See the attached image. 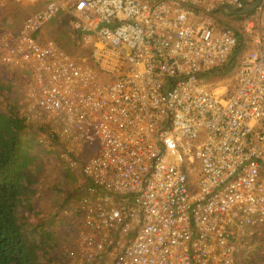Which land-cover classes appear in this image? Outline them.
<instances>
[{"label": "built area", "instance_id": "1", "mask_svg": "<svg viewBox=\"0 0 264 264\" xmlns=\"http://www.w3.org/2000/svg\"><path fill=\"white\" fill-rule=\"evenodd\" d=\"M25 1L1 57L47 127L96 149L67 212L83 262L264 264V3L223 27L207 11L255 0ZM58 16L79 54L47 37Z\"/></svg>", "mask_w": 264, "mask_h": 264}, {"label": "rangeland", "instance_id": "2", "mask_svg": "<svg viewBox=\"0 0 264 264\" xmlns=\"http://www.w3.org/2000/svg\"><path fill=\"white\" fill-rule=\"evenodd\" d=\"M27 5L24 0H0L1 103L8 113L10 110L13 113L22 111L28 113V138L37 139V143L33 142L34 150L37 149V144H41L38 147L39 158L35 167V169L39 168L40 175L36 187L33 188L29 197L24 199V207L20 214L24 225L21 226V229L31 244L41 247L42 251L46 249L49 255L54 253L56 257L58 256L59 261L56 264H87L83 262L75 246V240L71 237V233L69 234L73 230V223L67 213H73V210H70L73 207L69 199L70 193L75 195V192L78 191L77 186L88 182L87 175L81 168L84 161L79 157L81 147L57 136L46 126V121L43 117L40 118L32 101L26 82H23L20 77L22 72L16 71V66L5 64L6 61L1 57L4 43L19 33L27 19L28 14L25 10ZM206 16L215 17L223 27H228V25L240 27L244 23V19L230 14L226 9L216 10L211 15L206 13ZM48 33V37H54L59 43L66 41L63 48L68 53L79 54L78 41L82 39V34L68 38L59 35L56 29L49 30ZM235 73L233 71L232 74L223 77L215 74L211 77L213 81H208V83L215 88L220 87L222 93H229L236 85ZM17 77L20 79H16ZM7 112L0 110V115L5 116ZM52 133L56 135L58 139L56 142L60 145L49 139ZM93 153L94 151H92V155ZM250 240L252 242L253 236H250ZM248 250L250 251V249ZM251 252H258L255 254L258 263L264 260L261 256L264 248L256 247Z\"/></svg>", "mask_w": 264, "mask_h": 264}, {"label": "trees", "instance_id": "3", "mask_svg": "<svg viewBox=\"0 0 264 264\" xmlns=\"http://www.w3.org/2000/svg\"><path fill=\"white\" fill-rule=\"evenodd\" d=\"M248 15L235 16L245 19ZM65 36L68 37L67 34ZM59 45L65 47L66 44L61 41ZM235 60L217 70L216 74L221 77L232 74L236 67ZM5 64L8 65L7 62ZM20 77L23 82L27 80L26 75L20 74ZM1 79L0 76V81ZM1 101L0 94V110L7 112ZM27 119L28 113L25 111L13 113L10 110L5 116L0 115V264H56L59 261L58 256L54 253L49 255L46 249L43 252L41 247L31 244L21 229L24 225L20 215L24 199L36 187L40 175L39 168L35 167L39 158L38 147L41 144H37L38 147L34 150L33 142L37 143V139L28 138ZM49 139L55 142L58 140L55 134H51ZM92 151L96 152L90 143L81 146L79 157L84 163L91 159ZM70 233L73 237L72 231Z\"/></svg>", "mask_w": 264, "mask_h": 264}, {"label": "crops", "instance_id": "4", "mask_svg": "<svg viewBox=\"0 0 264 264\" xmlns=\"http://www.w3.org/2000/svg\"><path fill=\"white\" fill-rule=\"evenodd\" d=\"M20 1H22V0H20ZM25 1V0H24ZM27 3V2H26ZM28 4V3H27ZM39 7H41V6H32V5H27V7L25 8V10L27 11V14L29 15V13H31L33 10H35V9H38ZM21 8H22V5H21ZM61 20H62V18L60 17V16H58V17H56L55 18V20H53L51 23H50V25H49V29L46 31V35H47V37H48V31L49 30H54V29H56V31H57V33L59 34V35H61V36H64V37H66L65 36V34H67L68 35V38H74L75 37V33L74 32H72V31H70V30H68V29H66V28H64L63 26H62V24H61ZM49 38H53V39H55L54 37H49ZM56 40V39H55ZM57 41V40H56ZM58 42V41H57ZM59 43V42H58ZM64 43L66 44V41H64ZM64 49V48H63ZM212 80V79H211ZM210 80V81H211ZM234 89V88H233Z\"/></svg>", "mask_w": 264, "mask_h": 264}, {"label": "water", "instance_id": "5", "mask_svg": "<svg viewBox=\"0 0 264 264\" xmlns=\"http://www.w3.org/2000/svg\"><path fill=\"white\" fill-rule=\"evenodd\" d=\"M261 3H264V0H255L254 2L246 5L241 10H235V9H233L229 5L221 6V7L217 8V10H219V9H226L230 13L235 14V15H245V14H249V13L253 12ZM207 13L208 14H212L213 12L207 11Z\"/></svg>", "mask_w": 264, "mask_h": 264}, {"label": "clouds", "instance_id": "6", "mask_svg": "<svg viewBox=\"0 0 264 264\" xmlns=\"http://www.w3.org/2000/svg\"><path fill=\"white\" fill-rule=\"evenodd\" d=\"M53 134V133H52ZM57 135V134H56ZM58 136V135H57ZM84 162V161H83Z\"/></svg>", "mask_w": 264, "mask_h": 264}]
</instances>
